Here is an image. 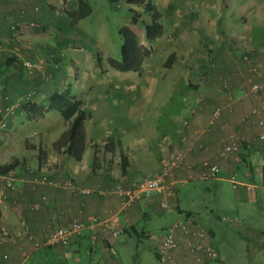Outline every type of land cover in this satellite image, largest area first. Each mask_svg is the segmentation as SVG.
I'll use <instances>...</instances> for the list:
<instances>
[{"label":"crops","instance_id":"crops-1","mask_svg":"<svg viewBox=\"0 0 264 264\" xmlns=\"http://www.w3.org/2000/svg\"><path fill=\"white\" fill-rule=\"evenodd\" d=\"M78 1L71 0L62 5L60 0H0V45L2 46L0 49V89H2V93H0L3 96L2 101H0L1 120L4 116L3 109L5 107H15V114L22 113L19 112V109L23 103L22 105L18 104L20 98L16 99V97L24 93L27 88L31 89L24 95L31 97L29 102L34 104H44L54 92H62L68 88V83L66 84L63 79L54 85L45 81V77L40 73L34 71L28 74L24 71L21 73V77L16 75L12 68L17 64L16 61L33 62L37 61L40 56H51L55 61L54 63L58 64L60 55L62 63L64 52L67 55L69 50H82L75 33L79 21H75V16L79 11ZM86 1L89 2V0ZM120 1H123L128 8L137 10L135 6L126 4L125 0H118L117 4ZM232 4L230 9L227 8V5L218 7L213 4L211 8L215 12L214 18H211L214 15L212 11L209 13L211 16L207 17L206 20L200 18V22L195 21L199 26L197 27L198 31L202 33V40L209 41L212 39L214 45L218 46L215 52V67L207 76L209 80H211L210 77H214L213 81H216L221 76L228 78L237 73L238 59L234 55L235 52L232 51L234 58L227 51L231 49L230 46L233 42L243 45L249 38L251 42L258 45V53H255V60L250 65L259 61L258 56L261 51H259V47H264V22L248 24V19L246 20L257 8L258 3L255 0H243V6L238 7L237 2H232ZM204 6L197 9L198 15L210 9L206 4ZM35 7L37 10H34ZM167 8L171 12L175 9L173 5H168ZM228 10H230L229 16L232 18L227 22L228 16L222 13H227ZM157 12L160 15V22V20L162 21V13L158 9ZM193 14L196 12H193L191 7L185 8L187 21L196 17ZM19 22L24 25L33 22L36 26L33 30H23L21 33L19 31L13 37L10 27ZM160 24L162 26L163 21ZM163 31L165 32L164 27ZM163 36L160 38L163 39ZM160 38H155L154 41L161 40ZM14 47L19 49V56H16L12 51ZM72 47L74 48L71 49ZM78 47L80 49H76ZM38 48L40 51H37ZM98 56L99 54L97 56L92 55L93 58ZM86 59L89 60L90 57L87 55ZM168 59H171L170 64L173 63V65L174 61H177L173 53L169 55ZM72 60L75 62L74 59H70V62ZM170 64H168L169 69ZM247 69L248 64H245L243 76H245ZM169 71L172 74L180 72L182 75L176 82L174 80L173 83L169 82V87H164L165 101L151 105L153 112L150 123H141L140 119H135V123L125 126L126 128L114 127L113 132L106 129L101 132L100 129L104 128L102 123L93 124L86 129V122L91 120V114H88L84 122L85 148L79 160H76L73 155H68L64 151V147H61L60 151H54L52 158L46 159L45 162L38 161L37 167L41 171H47V167L51 168V164H57L53 169L47 171L51 179L71 180L76 187V192L46 185L39 186L16 182L15 189L6 193L0 201V263L19 264L23 262L24 264L33 256L41 257L39 250L50 247L42 244L45 233L56 226H65L76 220H84L88 215H93L98 220H102L108 215H114L115 224L121 226L123 230L126 229V232L123 231L121 234H129V232L138 234L135 228L137 223L142 219H149V213L155 212L157 208L162 210L161 203L163 201L168 204L169 208H175L176 212L181 213L177 206L174 190L176 183L192 180H214L232 184L230 177H234L236 169L242 166L244 167L240 168V176L249 180V182L237 183L247 193V198L242 205H247L246 201L249 200L259 203L260 212L264 215V141L254 145V147H244L239 153L229 154L220 160L219 167L221 170L218 177L206 179L198 176L199 163L212 161L222 144L228 141L229 133H233L236 138L241 137L245 140H250L254 136L257 128L253 122L238 123L240 115L250 108L242 105V103L241 105L234 103L231 113L224 111L222 119L207 129L206 125L211 110L214 107L224 106L227 101L224 104L222 97L220 96V99L217 95L219 91L212 87L210 90L214 95L207 100L209 104L204 105L198 102L192 108L185 107V95L187 94L185 92V73H182L180 69L176 71L175 67ZM61 74L67 75L68 71L62 68ZM177 75L175 78L178 77ZM76 81L75 78L74 82ZM158 92L156 94H159ZM174 96H176L175 100L178 103L173 110L167 111V104L174 99ZM85 105V102L82 103L84 109L87 107ZM127 106L131 107L128 109L133 111L132 114H134V110L136 114L140 109L145 108V105L138 101L129 102ZM204 108L206 109L203 110ZM89 109L91 110V108ZM128 109H126V114ZM129 114L131 115V113ZM26 121L31 120L26 118ZM200 124L205 125L203 128L197 129ZM98 126L101 128L98 129ZM198 145H202V148H198ZM175 151L184 154L185 164L196 165V167L193 170L181 167L168 170L165 182L167 185H171L174 197L153 195L149 199L133 203L128 209L120 212L118 210L121 199L119 195L115 193L106 196L81 195L78 191V189L113 190L117 186L129 188L132 184L140 182L145 176L159 171ZM5 152H8V149ZM122 158L126 163L124 170L121 168ZM5 159L6 161L0 160V163H6L8 159ZM18 160L20 161V159ZM25 166L30 165L23 161L15 170L23 173ZM233 188L236 189V187ZM236 200H240L238 191H236ZM33 204H37L35 210L30 209ZM119 217L123 218L127 227L118 221ZM209 231L210 239L208 241L212 244L214 233L212 230ZM247 233H257L262 238L264 237V231L261 230L248 229ZM3 234L8 236H3ZM29 235L32 236V240L28 239ZM140 236H145V233L141 232ZM148 238L151 239L153 236H148ZM99 241L103 245L106 243L114 244V238L110 237L107 231L100 226H95L73 239L69 247H59L61 251H66L65 254L69 257L70 249L75 255L81 249L92 255L97 249V242ZM212 245L214 246V244ZM215 249L217 250L216 247ZM216 259H219L218 251ZM210 261H207V264ZM169 264H198L188 256L184 238L180 234L178 247L172 253V260Z\"/></svg>","mask_w":264,"mask_h":264},{"label":"rangeland","instance_id":"rangeland-1","mask_svg":"<svg viewBox=\"0 0 264 264\" xmlns=\"http://www.w3.org/2000/svg\"><path fill=\"white\" fill-rule=\"evenodd\" d=\"M149 1L156 6V10L158 9L162 13V28L164 27L165 32L163 31V34L157 38L164 35L163 39L151 42L145 40L143 23L150 21L139 7L135 6L137 9L135 11L140 14V18L137 23L133 24L131 22L132 14L129 13V8L123 1L113 4L108 0H89L91 13L77 22L75 30L82 50H69L67 55L64 52L62 63L59 55L58 64L54 63L51 56H40L37 61H30L43 65L45 81L56 85L60 79H63L66 84L68 83L71 96L86 103V113L91 114V120L86 122V129L93 124L102 123L103 129L98 126L101 132L105 129L113 132L114 127L121 128L132 125L135 123V119H140L141 123H150L153 112L151 105L165 101L164 87H169L173 80L176 82L182 75L180 72L172 74L169 71L174 67L176 71L180 69L182 73H185V85L192 87L186 91L185 107L192 108L198 102L204 105L209 104L207 100L214 95L210 90L212 87L219 91L217 95L222 97L223 103L227 101L225 90L222 87L223 79L227 80L233 92L236 99L235 104L241 105L242 103L248 108L254 107L255 100L252 97H241L242 90L248 86V81L243 76L245 64L241 59L242 56L248 54L250 63H252L255 60V53H258V45L251 42L249 38L243 45L233 42L230 46L231 49L227 51L238 59L237 73L228 77L229 79L221 76L216 81H213L214 77H210L211 80H209L206 76L210 75L216 62L214 67H211L208 65V58L212 57L215 61V52L218 46L214 45L212 39L202 40V33L198 31L197 27L199 26L195 22L196 20L200 22V18L206 20L211 16L209 13L212 11L214 15L211 18H214L215 12L211 8L213 4L218 7L227 5V8L230 9L233 5L232 2H237L238 7L243 6V0ZM255 2L258 3L257 8L246 18L248 24L264 22V0H255ZM64 4L62 3V5ZM205 4L210 9L202 10L206 15L204 13L198 15L197 9H201L200 6L205 7ZM168 5H173L174 11L171 12L167 8ZM187 7H191V10L196 12L193 14L196 17L189 21L185 19V8ZM262 8L263 11H261ZM165 13L166 15H164ZM227 13L222 14L228 16L226 20L228 22L232 17L229 16L230 10ZM162 21L160 20V22ZM124 26L133 30L139 37L141 45L145 48L148 47L150 51L139 72H120L108 64V59L119 58L121 38L118 30ZM23 30H33V28L25 27L20 30V33ZM76 49H80V47ZM37 51L40 49L38 48ZM232 51L235 52V56ZM259 51V61L251 65L257 67L264 74L262 61L264 47H259ZM171 53L175 55L177 61H174V65L170 64L169 69L168 58ZM98 54L100 65L96 62L97 58L92 57V55L97 56ZM87 55L90 57L89 60L86 59ZM70 59H74L75 62L73 60L70 62ZM16 62L12 71L21 76V73L27 70L22 67L21 62ZM62 68L68 71L67 75L61 74ZM175 75L178 77L175 78ZM159 76L160 78H158ZM202 77H205V81ZM75 78L76 82H74ZM30 89L27 88L24 93L16 97V99L20 98L18 104L22 105L23 103L24 105L29 102L31 97L24 94ZM157 91L159 94H156ZM0 92L2 93V89ZM1 93L0 101L3 99ZM175 98L176 96L168 102L167 111L173 110L178 103ZM134 101L145 105V108L143 107L136 114L135 110L132 114L133 111L128 109L131 107L127 106V103ZM14 108L5 107L3 109L4 116L2 120L0 119V160L6 161L5 158H7L8 162L18 158L20 161L17 160L21 164L26 161L30 165L23 168L32 167L40 170L37 167L40 161L45 162L46 159L52 158L54 151L61 150L56 142L66 130L67 124L57 111H49L40 118L26 121V116L23 113L15 114ZM126 109H128L127 114ZM204 125L200 124L197 129L203 128ZM59 134L61 135L56 138ZM7 149L8 152H5ZM56 165L51 164V168L53 169ZM243 167L236 169L234 179L238 184L242 181L249 182L240 176V168ZM51 168L47 167V171H50ZM243 172L245 173V171ZM235 187L237 190L229 182L214 180L180 181L175 184L174 190L177 206L181 213L179 214L172 207L169 210L157 208L155 212H150L149 219H142L135 226L138 234L129 232V234H119L114 238L112 247L115 254H111L107 250V246L100 241L97 242V249L92 255L84 249L75 255L70 249L69 257L65 254L66 251H61L60 247L50 246L39 250L41 257L33 256L24 264H159L156 256L158 239L174 222L184 221L187 212L191 214L190 220H194L198 226L212 230L214 233L212 244L217 248L219 259H213L209 264H264V237L262 238L257 233V235L247 233L248 229L264 231V215L260 212L261 207L259 203L251 200L246 201L248 204L243 206L247 193L240 185H235ZM236 191L240 197L239 201L236 200ZM222 218H230L236 222L226 223ZM118 221L127 227L122 217H119ZM141 232H144L145 236H140ZM151 235L153 238L149 239L148 236ZM5 236L8 235L5 234Z\"/></svg>","mask_w":264,"mask_h":264},{"label":"built area","instance_id":"built-area-1","mask_svg":"<svg viewBox=\"0 0 264 264\" xmlns=\"http://www.w3.org/2000/svg\"><path fill=\"white\" fill-rule=\"evenodd\" d=\"M71 0H60L61 3H67ZM34 10H37L35 7ZM35 23L30 22L24 25L23 23H15L11 25L10 31L14 37L17 32L25 27L34 29ZM2 48V46H0ZM28 48V47H27ZM12 51L16 56H19L17 47H14ZM243 62L248 64V69L245 74V79L248 81V86L242 90V97H252L255 100V106L242 113L238 119L239 124H245L247 122H253L256 125L257 131L250 140L236 138L233 133H229L228 141L224 142L216 154V157L210 161H202L199 163V175L202 178H216L220 173L219 161L224 159L229 154H236L241 151L244 143L247 146L254 147V145L264 141V74L257 67L250 65V59L248 54L244 55ZM251 58V57H250ZM209 60V59H208ZM264 65V56L262 57ZM21 65L25 68L28 74L32 72L40 73L44 76V68L41 63H31L30 61H21ZM21 67V68H22ZM22 68V69H23ZM50 78V76H49ZM222 87L225 90L227 96V102L224 106L214 107L208 117L207 129L218 123L223 116L224 111L231 113L236 101L233 92L231 91L226 79L222 80ZM221 87V88H222ZM27 99V98H26ZM198 148H202V145H198ZM176 167H181L187 170L195 169L196 165L185 164L184 154L180 151H175L166 160L164 166L152 175L145 176L140 182L132 184L129 188H122L120 186L115 187L113 190L107 189H78L82 195L97 194L100 196H106L111 193L119 195L118 210L120 212L128 209L133 203L141 201L143 199H149L153 195H166L174 197V191L171 185H167L165 177L168 170ZM25 172L22 174L19 170H11L5 175H0V201L5 197L8 191L15 189V183H30L32 185H46L60 189H67L71 192H76V187L73 182L67 180H54L50 178L49 173L38 170L32 167H26ZM230 181L233 187L237 185L234 177H230ZM37 204L30 206L31 210H35ZM168 204L163 201L161 203V209L167 210ZM114 215H108L102 220H98L93 215H88L84 220H76L65 226H56L44 235V241L42 244L46 246H68L70 242L82 234L83 231L95 226L103 228L110 237L116 238L122 233V227L115 224ZM191 218H186L184 221L174 222L164 233L163 237L159 241L156 249V255L159 264H169L172 260V253L178 247L179 234L184 238V244L187 250L188 256L198 264H207V261L217 258V250L208 241L210 239L209 230L197 225ZM226 223H234L233 219L222 218ZM5 236V234H3ZM29 240H32V236H28ZM1 242V241H0ZM107 250L114 254L115 251L111 244ZM4 264V262L0 263ZM23 264V262L19 263Z\"/></svg>","mask_w":264,"mask_h":264},{"label":"trees","instance_id":"trees-1","mask_svg":"<svg viewBox=\"0 0 264 264\" xmlns=\"http://www.w3.org/2000/svg\"><path fill=\"white\" fill-rule=\"evenodd\" d=\"M108 1L110 3L116 4L118 0H108ZM125 2L128 5L139 7L140 9H142L143 13L148 16L150 22L143 23L144 37L147 42H151L155 38L162 35L163 28L159 22L160 15L156 10L155 5H153L149 0H125ZM78 4H79V11L75 16V21L83 19L84 17L88 16L91 13L89 3L86 0H79ZM128 11L130 14H132L131 22L133 24L137 23L138 19L140 18V14L137 11H135L133 8H129ZM118 34L121 38V45L119 48V58L108 59L109 66L120 72L141 71L143 61L145 57H147L150 53L149 49L141 45L139 37L129 27L124 26L119 28ZM208 59H209L208 65L214 67V63H215L214 59L212 57H209ZM241 60L243 61V58ZM97 63L98 65H100L99 57H97ZM170 63H171V59H168V64ZM204 76H206L205 73ZM203 79L205 81V77H203ZM191 88H192L191 86L185 85V92ZM49 111H57L60 114L62 120L67 124L66 130L63 132V134L56 142L57 146L64 147V151H66L68 155H73L76 160H79L85 148L83 126H84V121L88 117L86 110L82 106V101L73 98L70 94L69 89L67 88L62 92H54L52 95H50L47 98L46 103L44 104H34L27 102L19 109V112H22L26 116L27 120L40 118ZM244 147H247V145L243 144L242 148ZM20 165L21 162H19L17 159H11L7 163H0V175H5L9 171L15 170ZM125 166L126 163L122 158V164H121L122 170L125 169ZM185 214H186L185 217L191 216L190 213H185ZM125 230L123 231L126 232ZM54 246H58V245H54ZM106 246L108 248L110 245L106 243ZM61 247L66 248L69 247V245L61 246Z\"/></svg>","mask_w":264,"mask_h":264}]
</instances>
